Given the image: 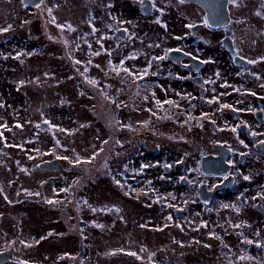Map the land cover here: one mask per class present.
Instances as JSON below:
<instances>
[{
	"label": "rangeland",
	"instance_id": "rangeland-1",
	"mask_svg": "<svg viewBox=\"0 0 264 264\" xmlns=\"http://www.w3.org/2000/svg\"><path fill=\"white\" fill-rule=\"evenodd\" d=\"M93 9L79 0H66L59 13H67L63 18L70 21L67 48L46 40L45 49H40L45 39L39 25H33V41L21 42L13 50L18 58L12 55L0 63V250L11 255L0 264L257 263L247 241L255 239L260 245L264 211L238 207L230 212L216 204L209 213L196 201L181 206V222L168 219L176 215L174 203L192 197L177 179L184 168L195 170L199 147L209 146L200 130L190 134L198 139L193 147L163 143L165 150L160 151L162 142L151 134L146 141L149 150L145 141L132 140L111 156L116 150L111 152L105 138L108 108L96 94L98 82L90 83L102 78L97 63L106 62ZM118 11L121 20L135 22L130 25L133 50L114 49L109 56L121 63L132 54L137 74L142 68L137 43L142 47L143 42L136 36L142 22H136L128 9ZM102 15L104 30V10ZM158 34L155 25L148 36L151 52H157ZM100 49L101 57L95 54ZM122 116L119 123L128 118L127 113ZM4 143L10 146L6 151ZM52 157L64 168L49 179L35 162ZM159 161L158 167L164 168L160 174L153 170ZM147 163L150 167L144 172ZM139 179L148 187V198L126 193L127 185ZM243 180L232 193L235 201L242 191L252 194L260 189L264 194V172L253 181Z\"/></svg>",
	"mask_w": 264,
	"mask_h": 264
},
{
	"label": "flooded vegetation",
	"instance_id": "flooded-vegetation-1",
	"mask_svg": "<svg viewBox=\"0 0 264 264\" xmlns=\"http://www.w3.org/2000/svg\"><path fill=\"white\" fill-rule=\"evenodd\" d=\"M65 1L0 0V29H7L0 31V63L12 55L18 58L13 51L16 46L23 41H33V25H39L45 39L38 45L40 49H45L46 40L67 48L66 29L70 21L63 18L67 13H59L60 5ZM79 1L94 8L97 38L100 44L104 39L106 45V62L104 65L97 63L102 78L97 79L95 90L99 101L108 108L109 134L105 138L111 152L132 140L135 143L145 141V150H149L150 144L146 141L151 134L157 135L162 142L160 151L165 150L163 143L182 142L193 147L198 139L190 134L200 130L206 135L204 139L208 140L209 146L199 147L195 170L184 168L180 173L177 184L187 187L192 197H182V203H174L176 215L171 214L172 220L181 222L182 207L196 201L204 204L209 213L216 204L230 212H235L238 207L263 212L264 194L260 189L252 194L242 191L237 194L236 201L231 196L245 176L249 177L248 181H253L264 172V144L261 143L264 141V0ZM118 8L128 9L136 22H142L136 36L143 42L142 47L139 41L137 43L142 56V68L137 74L134 73L132 54L121 60L123 64L114 63L116 61L109 56L114 49L133 50L130 45L135 35L130 25L135 22L121 20ZM103 10L106 12L104 30L101 25ZM189 24L194 26L189 28ZM155 25L159 41L157 52H151L148 36ZM97 53L101 57L104 52L100 49ZM250 60L256 63H249ZM106 79L112 83L108 84ZM124 112L128 118L124 116L119 123V116ZM2 147L6 151L10 146L4 143ZM113 154L117 156V150L111 156ZM206 156L222 158L216 160L220 165L218 173L210 174L202 169V159ZM55 158L35 162L37 168L49 174V179L59 170L42 168L39 164ZM146 165L148 168L144 166V172L150 167L148 163ZM160 165V161L153 165L157 167L154 172L164 171L158 167ZM170 166L171 163L166 165L167 169ZM135 184L127 185L126 193L136 199L148 198V187L140 179ZM201 185L211 191L209 200L201 197ZM3 250L6 249L0 252ZM6 251L10 259V252Z\"/></svg>",
	"mask_w": 264,
	"mask_h": 264
},
{
	"label": "water",
	"instance_id": "water-1",
	"mask_svg": "<svg viewBox=\"0 0 264 264\" xmlns=\"http://www.w3.org/2000/svg\"><path fill=\"white\" fill-rule=\"evenodd\" d=\"M46 125V124H45ZM215 157H210L206 156L202 159V169L205 172H208L210 174L212 173H218L219 172V163L216 162L217 159H221V157L217 159H213ZM40 167L42 168H47V169H54V170H60L63 169L64 165L61 162L59 158H55L52 160H46L43 161L39 164ZM225 185H221L220 187L223 188ZM200 195L203 199L209 200L211 198V191H208L205 185H201L200 187ZM9 259V254L6 250H3L0 252V262H4Z\"/></svg>",
	"mask_w": 264,
	"mask_h": 264
},
{
	"label": "snow or ice",
	"instance_id": "snow-or-ice-1",
	"mask_svg": "<svg viewBox=\"0 0 264 264\" xmlns=\"http://www.w3.org/2000/svg\"><path fill=\"white\" fill-rule=\"evenodd\" d=\"M41 2H42V0H41ZM179 2L180 3H184L185 2V0H179ZM141 3H143V0H141ZM25 6H27V4L25 5ZM36 7L37 8H39L40 7V5L39 4H37L36 5ZM49 11H51L50 9H49ZM258 15L260 14V13H257ZM53 22H54V20H53ZM205 23H207V20H205L204 21ZM194 25H192V24H189V25H187V27H189V28H192ZM58 27H63V26H61V25H58ZM71 26L69 25V28H70ZM0 31H7V29H0ZM96 55H99V53H95ZM165 57H156L155 59H160V60H162V59H164ZM262 59H264V58H262ZM77 63H79V61H77ZM249 63H256V61H249ZM121 64H123V61H121ZM124 71H128L127 69H124ZM145 71V74L147 73V69H145L144 70ZM217 75H219L218 73H217ZM90 83L91 84H96L97 83V81H95V80H92V81H90ZM253 95H255V93H253ZM213 102H215V101H213ZM157 103L159 104L160 102L159 101H157ZM167 103H174V102H172V101H167ZM221 107H230L229 105H222ZM18 127H19V125H17ZM233 131H235V129H233ZM0 135H2V133H0ZM253 135H255V133H253ZM241 143H243V141H241ZM261 143L262 144H264V141H261ZM66 159V158H65ZM88 162H90V161H88ZM77 163H79V160H77ZM244 179H249V177H247V176H245L244 177ZM117 183L119 184V181H117ZM49 203H52V201H49ZM223 207H225V208H227L228 207V205H223ZM168 219L169 220H171V216H169L168 217ZM50 235H51V233H50ZM248 243H252V241H247ZM132 255H135V253H131Z\"/></svg>",
	"mask_w": 264,
	"mask_h": 264
},
{
	"label": "trees",
	"instance_id": "trees-1",
	"mask_svg": "<svg viewBox=\"0 0 264 264\" xmlns=\"http://www.w3.org/2000/svg\"><path fill=\"white\" fill-rule=\"evenodd\" d=\"M259 242V246H256V241L252 242L249 253L251 257L257 258V263L255 264H264V239L260 240Z\"/></svg>",
	"mask_w": 264,
	"mask_h": 264
}]
</instances>
